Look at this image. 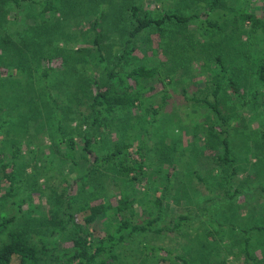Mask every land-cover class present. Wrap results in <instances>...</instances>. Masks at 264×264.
Segmentation results:
<instances>
[{"label": "rangeland", "instance_id": "obj_1", "mask_svg": "<svg viewBox=\"0 0 264 264\" xmlns=\"http://www.w3.org/2000/svg\"><path fill=\"white\" fill-rule=\"evenodd\" d=\"M207 1L65 0L61 12L50 13L48 22L46 20L41 22L42 25H50L51 22L60 25L61 30L68 37L65 39L68 42L62 43L66 42L70 47L74 45L88 47L96 31L103 32L101 43L106 48L104 53L110 49L114 56L120 54L126 47V42L130 39L129 31L136 25L135 19L130 16L133 7L138 9V16H148L151 19H158L166 12H177L182 15L199 14L202 16L201 21L208 18L212 22H218L222 29L207 34L203 32V28H200V25H204L201 21L189 24L190 26L168 22L163 24L165 40L161 39L155 27L133 39L132 44L136 43L141 50H137L134 54L136 59H132L131 65L144 64L150 67L166 64L164 72L176 68L173 73L174 82L166 79L167 96L164 100L163 113L156 117L157 121L152 122L145 109L139 112L135 110L129 119L115 118L116 124L113 123L109 128L90 129L93 137L97 138L94 149L99 154L110 151L113 142L123 136L128 137L134 144L133 151L144 147L142 154L135 156V159L139 162H147L146 178L127 184L122 176L114 177L113 173L108 176L104 174L102 181L106 189L113 190L110 194L120 196L128 194L131 198H135L141 211V221L154 218L156 215L150 213L155 209L154 197H160L169 175L168 185H171V188L165 199L167 210L157 224V228L168 226L172 219L180 215L190 217V220L176 232L161 234L150 232L138 236V242L146 247L163 248L165 251H158L153 255L150 250L143 249L139 245L125 244L118 249L120 255L118 264H183L176 260L174 255L186 259L190 264H264V142L262 139L264 84L256 72L258 63L264 61V35L262 28L254 27L250 21L246 22L243 17L237 15L240 10L254 13L264 26V0H224V7L216 8L210 13ZM22 4V17L19 16L18 19L26 17V22L24 24L13 22L12 16L9 15L6 27L11 26L12 33L6 35L11 36L16 30L22 29L23 25H34L36 19L41 21L44 17L40 15V8L31 0H26ZM58 4H61V0H58ZM12 7H9L11 13L15 11ZM100 11L104 13L103 18L100 20V26L94 31L92 25ZM3 36L4 31H0V45ZM74 36L75 39L72 38ZM192 39L202 45L195 46L190 52L186 45ZM178 43L180 47L177 52ZM168 45L171 46L170 49ZM7 49H11V45L5 49L3 47L1 49L0 46L2 64L0 92L10 93L12 88L23 93L28 92L29 89L24 86L27 85L26 83L19 85L22 86L19 88L13 87L17 84H13L12 81L21 80L22 77L15 79L12 76L18 70L11 63L16 56L12 50ZM166 52L168 56L165 55ZM219 54H223V64L228 69V75L237 82L240 90L239 93H235L229 86L228 77L223 73L220 74L222 90L218 95L219 107L228 117L239 116V120L234 123L233 127L236 129H233L230 141L232 157L236 159V165H233L232 170L236 166L237 175L232 178L229 192L228 189L225 190L220 186V182L225 179V173L221 171L226 166L219 165L213 150L206 147L209 140L204 130L211 124H216L218 120L214 118L209 108L193 101V98L206 97L210 101L214 100L212 91L215 81L210 80L213 73L220 68L216 64V57ZM48 56L42 55L38 65L34 63L32 67L34 80L39 77L36 68L48 66L44 61ZM174 61L180 63L176 64ZM205 62L208 66L202 69ZM51 65L60 67L61 60H54ZM78 73L80 72H74V81H64L66 76L62 74L54 76L53 90L61 95L68 123L70 119L76 117L77 109H86L87 99L80 97V95L84 96L83 93L81 94V89L80 95L76 96L80 87L78 84L83 80L82 75ZM39 85H41L40 79L34 84V88L38 90ZM37 90L30 92L28 97ZM65 93L66 96L63 95ZM68 95H72L73 100H67ZM161 101H163L162 96L157 94L146 104L149 106L153 102L156 105ZM22 103L16 108L12 107L16 104L15 101L4 103L3 109L0 103V161L10 164L13 159L12 144L14 142L20 144L15 172L19 177L25 178L20 175L36 172V164L44 154H50V150L45 146L53 145V137L58 140L60 135H55L58 132L57 125H53L52 122L50 124L43 115L37 116V119L31 122L25 120L28 118H21L24 111L30 114L32 109L28 108L25 102ZM70 125L82 128L78 122H71ZM82 129L85 130L86 127ZM146 130L147 134H145ZM196 134L198 137L195 138ZM173 145L181 151L173 150ZM83 154L78 151L76 157L81 159ZM218 154L222 152L215 153L216 157ZM78 161L83 168L87 167L86 161ZM65 162L63 169L69 173L75 172L74 166L67 160ZM174 165L179 168L175 172ZM153 170L161 172L154 174ZM7 171H11V166L7 167ZM198 177L204 180L200 181ZM31 179L32 185L44 181L40 171ZM115 182L117 185H114ZM30 185L11 198L8 195L10 186L3 178L0 163V224L13 216H18L15 222L7 225V231L38 228L44 226L46 219L49 218L46 199L41 197L40 192L31 190L32 188L37 190L38 187ZM80 187L79 185L74 192L78 197L83 195L79 193ZM232 193H235L234 198L229 196ZM24 194L23 212L19 213V208L12 203L17 204L16 202ZM90 198L92 202L101 199L95 193ZM86 199H88L86 194L80 197L81 202H85ZM117 200L118 198H111L113 204H116ZM78 217L79 222H82L80 216ZM105 224L102 221L100 226H96L93 237L102 238L105 235ZM244 239H249L247 245H244ZM7 240L6 234L0 236V244ZM69 246L67 242L63 245L65 248ZM167 250L173 255H169ZM12 264H18V261L15 259Z\"/></svg>", "mask_w": 264, "mask_h": 264}, {"label": "trees", "instance_id": "obj_2", "mask_svg": "<svg viewBox=\"0 0 264 264\" xmlns=\"http://www.w3.org/2000/svg\"><path fill=\"white\" fill-rule=\"evenodd\" d=\"M24 1L26 0H0V31H4L2 45L0 46L1 49L2 47L5 49L11 45V49L7 50H12L16 56L11 63L18 70L12 76L15 79L21 76L22 79L17 80V83L12 81L13 84H17L13 87L19 88L22 87L19 85L26 83L27 85L24 86L29 91L23 93L20 90L15 91L16 88L10 89V93L2 91L0 92V103L3 109L6 103L15 101L16 104L12 107L16 108L23 104L22 101L25 102L28 108L31 107L32 109L30 114L24 111L23 115H20L21 118H28L25 120L31 122L37 119V116L43 115L50 124L57 125L58 132L55 135L60 136L58 140L53 137V145L45 146L50 150V154L43 155L40 162L36 164V172L20 175L25 176V178L19 177L15 172V165L21 148L20 144L16 142L12 144L13 159L10 164H5L3 160L0 161L3 178L10 186L8 195L11 198L15 197L20 194L21 189L31 184L32 187H38L37 190L33 188L31 190L40 192L41 197L46 199L49 212V218L46 219L44 226L38 228H20L7 231V225L15 222L18 216H13L0 224V236L6 234L8 237L6 242L0 244V264H12L15 259L18 264H118L120 260L118 249L125 244L139 245L143 249L150 250L153 255L158 251H165L163 248L146 247L138 242L137 238L150 232L160 234L163 232H176L190 220L189 216L180 215L172 219L168 226L157 228V224L160 223L167 210L165 199L171 188V185H168L170 184V176L168 175L166 179V186L160 197H154L155 212L153 210L150 213L156 216L141 221V211L136 199L131 198L128 194L122 196L110 194V192L113 193V190L106 189L102 178L105 177L104 174L108 176L113 173L114 177H124L127 184L146 178L147 162H139L135 159V156L142 154L144 147H139L136 151H133L134 144L129 141L128 137L123 136L113 142L110 151L99 154L94 149L97 138L93 137L94 135L90 132V129L109 128L113 123L116 124L114 122L115 118L129 119L135 110L139 112L145 109L152 122L158 120L156 117L162 114L165 108L166 79L172 81V83L174 82L173 73L176 68L164 72L163 69L166 64L150 67L144 64L131 65L133 63L132 59H136L134 54L137 50H141L136 43L132 44V40L137 39L139 35L154 27L159 32L161 39L165 40L163 24L175 22L183 24V26H190L196 21H201L202 16L199 14L182 15L177 12H166L158 19H151L148 16H138V9L133 7L130 16L133 20L135 19L136 25L129 31L130 39L126 42V47L120 54L114 56L112 50L109 51L110 49H107V53H104L106 48L101 43L104 33L97 30L100 26V20L103 18V11H100L94 20L92 27L94 31H97L91 45L88 47H77L75 45L70 47L66 45L68 41L65 39L68 37L61 30L60 25H55L57 23L52 24L51 22L50 25H42L41 22L44 20L48 22V14L61 12L62 3L65 0H61V4H58V0L42 2L31 0L34 5L40 8V15L44 16L42 20L37 21L36 19L34 25H23L22 29L16 30L11 36L6 35V33H12L11 26L6 27L8 26L6 24L9 21L7 18L9 15L12 16L13 22L23 24L26 22V17L18 19L22 14V2ZM189 1L195 2L197 0ZM10 6H14L12 8L15 11L12 13L9 9ZM207 6L210 13L216 8L224 7L225 3L224 0H208ZM237 15L243 17L246 22L250 21L254 27L262 28L264 35V26L254 13L240 10ZM202 20L201 22L204 25H200V28H203L204 33L211 34L215 30L217 32L222 30L218 22H212L208 18ZM68 36L70 37L69 33ZM72 38L75 39L76 37ZM63 41L66 42L62 43ZM201 45V43L192 39L186 45V48L192 52L195 46L201 47ZM170 47L168 45L169 49ZM179 47L178 43L176 45L177 52ZM42 55H49L44 59L48 66L41 69L36 68L35 71L39 73V77L34 80L35 75L32 67L35 62L38 65V60ZM165 55L168 56V52ZM54 60H61V66L54 67L51 65ZM174 62L176 64L180 63L178 61ZM216 64L220 68L216 73H213L214 75L210 80L215 81V87L212 91L214 100L210 101L206 97L204 99L193 98V101L209 108L214 118L218 120L216 124L213 123L208 129L205 128L204 130L209 140L206 147L213 150V155L219 165L226 166L221 171L225 173V179L220 182V186L227 190L232 183V178L237 175L236 166L232 170L233 165H236V159L232 157L230 141L234 123L239 120V116H229V118L219 107L218 95L222 90L220 74L223 73L228 77L229 86L235 93H239L240 90L237 87V82L228 75V69L223 64V54L217 55ZM205 66H208L207 62L201 68L205 69ZM75 71L80 72L78 74H81L83 78L78 84L80 87L76 92V96L80 95L81 89V94L83 93L84 96L80 95V97L87 99L86 109H77L76 117L73 120L70 119L68 123L61 95L53 90L54 76L62 74L66 76L63 79L64 81H74L73 74ZM69 72H72V74ZM256 72L264 84V61L258 63ZM1 78L2 73L0 72V82ZM39 79L41 85L38 86L37 90L34 88V84H37ZM35 90L37 92L31 93V97H28L29 93ZM157 94L162 96L163 101L156 105L151 102L148 106L147 101L154 99ZM63 95L66 96V93ZM67 100H73V96L68 95ZM71 122H78L82 128L86 127V129L71 127ZM147 133L146 130L145 134ZM196 137H198L197 134ZM262 139L264 142V133ZM175 147L176 145H173V150L175 149L176 152L181 151L178 147ZM218 149L220 150L217 151ZM78 151L84 153L81 159L76 157ZM220 151L222 154H218L216 157L215 153ZM77 159L86 161L87 167L83 168ZM66 160L74 166L75 172L69 173L63 169ZM9 166H11V171H7ZM173 168L174 172L179 169L175 165ZM38 171H40L44 181L41 184L36 182L32 185L33 180L31 178L38 175ZM158 172L153 170L154 174H158ZM198 179L200 181L204 180L201 177H198ZM79 185L81 186L79 193L83 195L78 197L74 192ZM114 185H117V182ZM229 191L228 189L227 192ZM94 193L98 194L101 199L92 202L90 196L92 197ZM85 194L88 199L81 202L80 197H84ZM234 195L235 193H232L229 196L234 198ZM24 196L25 194L16 202L17 204L12 203L19 208V213L23 212ZM111 198H118L116 204L111 202ZM145 212H147L146 209ZM78 216H80L82 222H79ZM102 221L104 224L107 223L104 226L106 228L105 235L102 238H95L93 232L96 230V226L101 225ZM65 242L69 243L70 246L63 247ZM244 242L247 245L249 239H244ZM167 253L173 255L169 250H167ZM174 258L183 262V264H190L180 256L174 255Z\"/></svg>", "mask_w": 264, "mask_h": 264}, {"label": "crops", "instance_id": "obj_3", "mask_svg": "<svg viewBox=\"0 0 264 264\" xmlns=\"http://www.w3.org/2000/svg\"><path fill=\"white\" fill-rule=\"evenodd\" d=\"M244 245H245V242H244ZM244 245H243V246H244ZM181 258H182V257H181ZM182 259H183V260H185V261H187V260H186V259H184V258H182ZM187 262H188V261H187Z\"/></svg>", "mask_w": 264, "mask_h": 264}]
</instances>
